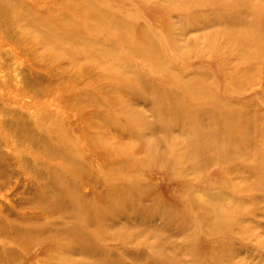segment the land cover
Listing matches in <instances>:
<instances>
[{
	"label": "rangeland",
	"instance_id": "rangeland-1",
	"mask_svg": "<svg viewBox=\"0 0 264 264\" xmlns=\"http://www.w3.org/2000/svg\"><path fill=\"white\" fill-rule=\"evenodd\" d=\"M92 1L103 5L101 8L112 17V22L87 33L75 12L74 2L72 5V0H67V46L92 49L99 58L108 52L119 56L126 68L116 63L115 57L112 63L124 69L127 78L116 79L113 84L121 86L127 94L136 90V85L125 83L133 77L129 69L148 76L153 87L145 91L148 101L152 104L159 101L167 116V119H152L150 108L141 107L139 111L149 122L119 126L109 124L108 120L101 126L107 132L121 129L129 134H141L153 152L150 165L156 166L161 160L165 167H156L153 172L144 167L109 171L97 159H78L86 145L79 130L87 125L77 118L78 104H87L78 95L85 90L81 86L83 78L77 73L80 69H67L61 75L58 63L52 70H41L38 60L15 45L0 48V161L9 163V170H18L19 166L27 184H35L44 172L45 158L38 147L21 137L17 129L20 118L30 125L31 133L40 138L45 136L46 140L49 139L46 131L58 136L57 127L63 125L67 128V138L61 141V149L67 148L70 158L92 168L97 178L93 180L95 183L107 177V184L120 186L122 181L116 179L128 177L129 182H125L134 185L132 191L137 193L138 186H147L150 199L172 210V218L166 211L162 214L152 210V221L128 224L120 220L115 229L109 228L107 221L105 234L127 239L129 244L112 238L100 242L102 232L98 231L92 240L97 256H111L120 264H264V0ZM106 28L111 29L114 37L103 31ZM69 32L82 33L91 45L77 44ZM2 34L0 31V37ZM145 46L150 47L145 57L149 62L142 66L129 52L134 47L143 52ZM111 67L109 64L103 68ZM30 73L62 89L52 94L53 97L61 93L62 97L55 101L52 97L41 98V105L36 106L27 99L32 90L24 84L29 81ZM66 92L71 106L63 109ZM93 94L102 99L101 94ZM172 94L174 101L181 103L175 122H171L175 114L170 101L173 97L169 98ZM88 108V112L100 109ZM105 111L119 118L115 109ZM47 115L49 120L44 122L42 117ZM52 122L60 124L56 126ZM148 128L170 133L178 139V147L171 148L173 142H168L165 136L155 137L156 132ZM184 143L202 144L211 156L190 164L189 158L182 157ZM144 147L148 151L147 145ZM171 149L177 158L171 155ZM170 164L173 167L167 171L166 165ZM67 172L76 179L83 177L68 160ZM103 190L97 189L96 193L105 196ZM132 191L129 192L133 194ZM4 193L0 191L2 202L7 201ZM216 197L220 198L221 209L212 211ZM222 211H227V216ZM85 216L87 213L67 211V227L84 230L86 225L81 219ZM92 220L99 223L105 218L94 216ZM71 243L67 238V246ZM82 252L79 248L68 249L67 264H83Z\"/></svg>",
	"mask_w": 264,
	"mask_h": 264
},
{
	"label": "bare ground",
	"instance_id": "bare-ground-1",
	"mask_svg": "<svg viewBox=\"0 0 264 264\" xmlns=\"http://www.w3.org/2000/svg\"><path fill=\"white\" fill-rule=\"evenodd\" d=\"M73 2L75 12L81 17L83 28L87 33L95 32L100 25H108L113 20L101 8L102 4H96L92 0H80V3H75L76 0H72V5ZM0 31L3 32L0 37V48L11 45L21 47L25 54L39 61L41 70H48V68L52 70L60 62L61 65L58 64L59 70L56 68L60 74L67 73V69H80L77 73H80V77L83 78L81 86L85 90L80 89L79 94L76 91L75 93L85 98L87 104H78L77 118L87 125L79 130L83 134L82 139L86 141L84 151L86 153H80L78 159L89 158L90 161L97 159L101 166L109 171H128L144 167L153 172L157 170L156 167L158 169L165 167L161 160L156 166L150 165L152 150L148 147L149 143L142 140L141 134H129L121 129L107 132L105 127L101 126L108 120L111 121L109 124L119 126L122 123L136 125L143 121L149 122L148 118H145L144 114L142 115L139 111L141 107L150 108L152 119H167V116L163 113L159 101L155 104L148 101L145 91L147 88L149 90L153 88L148 82V76L129 69L133 77L130 78L131 81L128 79V82L125 83L136 85V90L132 94H127L121 86L113 84L116 79L127 78L123 72L124 69L122 70L121 67L112 63V60L116 58L115 62L123 65L124 62L119 56L115 57L112 52H108L107 54L103 53L99 58L92 49H85L78 45L67 46V0H29L28 2L26 0H0ZM103 31H107L110 37H114L110 28ZM68 34L76 40L77 44L84 42L91 45L90 39L89 41L84 39L82 33L75 35L69 32ZM91 41L93 40L91 39ZM101 46L106 48L105 50H109L106 46L102 44ZM142 49L143 52L134 47L129 54L131 58L140 60L142 66H147L149 60L145 57L150 47L145 46ZM75 54L80 57L75 58ZM109 64L112 65L111 68H103ZM125 66L127 65L124 64L122 68H126ZM32 73L28 76L29 81L27 80L28 82L24 84L25 88L32 90L27 99L34 101L36 106L41 105V98H49L52 97V94L62 91L54 84L52 86L50 83H44L37 76L38 74L34 76ZM151 74L154 75L155 73L151 72ZM55 75L57 77L58 73ZM55 75L53 74V77ZM160 80L162 81V79ZM5 83H8V80ZM137 90L139 91L137 92ZM93 92L101 94L102 99L95 98ZM64 96L62 101L65 103L62 102L63 105H61L64 106L63 109L71 106V100L66 97L67 92ZM60 97H62L61 93H58L52 99L55 101L56 99L59 100ZM170 97H173L170 101L175 108L171 122H175L174 116L180 114L181 111L178 110L181 103L180 101L176 102V99L174 101L173 94ZM88 106H96L100 109H98L99 111L88 112ZM110 108L115 109L119 114L118 119L105 111ZM48 117V115L44 116L42 120L47 122ZM22 121L20 118V126L17 129H19L21 137L38 147L39 152L44 155L45 162L42 163L44 172L35 184L29 185L27 180L23 178V172L19 166H17L18 170H14V168L9 170V163L4 160L0 161V191L5 192L3 197L7 200L5 202L0 201V264H67V250L70 248L83 250L81 254L83 264H120V261L111 256H97L94 249L92 240L98 231L102 232V237L98 238L100 242H107L112 238L113 241L129 244L126 242L127 239L105 234L104 229L107 221L111 229L117 228L116 223L120 220H125L128 224L136 223L138 220L140 222L152 221V210H158L162 214L166 211V214L172 218V210L162 208L154 202V199L149 198L147 186H138L140 189L137 193L132 191L134 185L125 182L128 177L126 180L122 177L116 179L122 181L123 184L121 183L120 186L107 184V177L105 181L100 180L95 183L93 180L97 178L94 177V170L88 166L84 167L81 164L82 161L79 162L77 158H70L67 155V148L65 151L61 149V141L63 138H67V128L65 129L63 125L59 127L60 123L54 122L59 128L57 132L60 136L59 134L53 136V133L49 134L46 131L47 137H49L46 140L44 139L45 136L40 138L37 134V136L33 134L34 132L31 133L30 125ZM168 124L170 125L169 122ZM148 129L156 132L155 137H167L168 142H173L171 148L175 145L178 147V139L173 138L170 133H162L163 131L161 132L157 128ZM146 145L148 151L145 150L144 146ZM174 151L171 149V155L177 158ZM184 152L182 157L189 158L190 164L200 160L203 156L206 159L211 156L208 148L202 144L192 146L189 143H184ZM126 154H128L127 157H125ZM67 160L82 172L83 177L81 179H76L73 174L67 172ZM53 162L59 163L54 164ZM166 166L167 171H171L173 166L171 164ZM127 181L129 182V180ZM94 184L96 185L94 186ZM101 188L104 189L105 196H102L103 193H96V190ZM129 191H132L133 194ZM219 200V197L214 199V205L211 206L212 211L221 209L218 208L220 207ZM67 211L87 213L88 217H81V221L83 220L84 222H82L86 225V230H74L67 227ZM230 211L234 212L233 210ZM218 212L220 213V211ZM221 213H225L227 216V211ZM94 216L105 218V220L96 223L95 220H92ZM67 238L72 240L68 246Z\"/></svg>",
	"mask_w": 264,
	"mask_h": 264
}]
</instances>
